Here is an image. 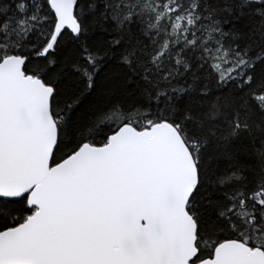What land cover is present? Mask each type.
I'll use <instances>...</instances> for the list:
<instances>
[{
  "label": "snow or ice",
  "instance_id": "obj_1",
  "mask_svg": "<svg viewBox=\"0 0 264 264\" xmlns=\"http://www.w3.org/2000/svg\"><path fill=\"white\" fill-rule=\"evenodd\" d=\"M0 264H264V0H0Z\"/></svg>",
  "mask_w": 264,
  "mask_h": 264
}]
</instances>
